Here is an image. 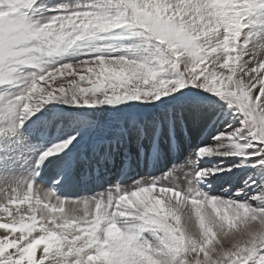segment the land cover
I'll return each mask as SVG.
<instances>
[{"label":"snow or ice","instance_id":"1","mask_svg":"<svg viewBox=\"0 0 264 264\" xmlns=\"http://www.w3.org/2000/svg\"><path fill=\"white\" fill-rule=\"evenodd\" d=\"M0 264H264V0H0Z\"/></svg>","mask_w":264,"mask_h":264},{"label":"rangeland","instance_id":"2","mask_svg":"<svg viewBox=\"0 0 264 264\" xmlns=\"http://www.w3.org/2000/svg\"><path fill=\"white\" fill-rule=\"evenodd\" d=\"M51 2H52V3H59V2H61V0H51ZM212 161H217L218 163L220 162V161H219V158H213ZM213 163H214V162H213ZM227 166H230V164L227 165ZM225 189H229V188H225ZM225 189H224V190H225Z\"/></svg>","mask_w":264,"mask_h":264}]
</instances>
